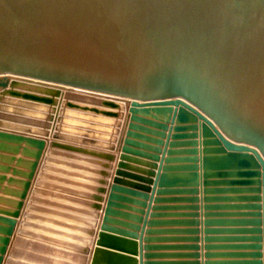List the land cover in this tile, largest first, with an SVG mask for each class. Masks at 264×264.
I'll return each instance as SVG.
<instances>
[{
	"label": "water",
	"instance_id": "95a60500",
	"mask_svg": "<svg viewBox=\"0 0 264 264\" xmlns=\"http://www.w3.org/2000/svg\"><path fill=\"white\" fill-rule=\"evenodd\" d=\"M9 84L50 94L64 90L69 98L154 114L157 121H144L169 129L168 141L181 140L177 144L187 148L179 152L189 155L157 163L156 173L149 174L156 176L155 186L194 187L202 180L206 193L247 194L235 198L251 202L244 205L247 215L260 225L264 0H0V90ZM0 127L22 130L2 121ZM42 144L0 129V223L5 224L0 264ZM177 161L183 164L171 166ZM132 176L139 181L135 189L150 191L149 176ZM119 182L116 177L114 183ZM12 203L14 208L5 206ZM256 247L264 253V223L263 244ZM117 256L135 264L125 254Z\"/></svg>",
	"mask_w": 264,
	"mask_h": 264
},
{
	"label": "crops",
	"instance_id": "0c3cea01",
	"mask_svg": "<svg viewBox=\"0 0 264 264\" xmlns=\"http://www.w3.org/2000/svg\"><path fill=\"white\" fill-rule=\"evenodd\" d=\"M0 97V121L22 130L0 129L43 143L1 264H126L118 254L135 264L141 258L144 264H264L263 248L256 247L263 244L264 217L255 224L244 206L251 202L235 198L247 194L206 193L202 180L194 187L155 186L156 176L149 174L163 158L189 155L179 152L187 148L177 144L181 140L168 141L169 129L144 121H157L154 114L69 98L64 90L50 94L11 84ZM132 175L149 176L150 191L135 189L139 181ZM257 227L260 233L253 231Z\"/></svg>",
	"mask_w": 264,
	"mask_h": 264
},
{
	"label": "rangeland",
	"instance_id": "374dc122",
	"mask_svg": "<svg viewBox=\"0 0 264 264\" xmlns=\"http://www.w3.org/2000/svg\"><path fill=\"white\" fill-rule=\"evenodd\" d=\"M1 195V194H0ZM3 204H4V202H1V200H0V206L2 205L3 206ZM13 204V203H12ZM14 205V204H13ZM0 227H5V224H1L0 223ZM3 236H5V234L0 230V237H3ZM11 236V235H10ZM10 236H9V238H10ZM3 262V261H2Z\"/></svg>",
	"mask_w": 264,
	"mask_h": 264
}]
</instances>
